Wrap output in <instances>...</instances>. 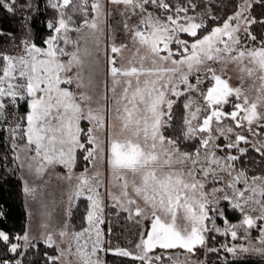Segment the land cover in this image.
Here are the masks:
<instances>
[{"label":"snow or ice","instance_id":"obj_1","mask_svg":"<svg viewBox=\"0 0 264 264\" xmlns=\"http://www.w3.org/2000/svg\"><path fill=\"white\" fill-rule=\"evenodd\" d=\"M46 4L38 44L40 0H0L20 31L0 27V192L15 178L26 206L8 229L0 196V264L264 262V0Z\"/></svg>","mask_w":264,"mask_h":264},{"label":"trees","instance_id":"obj_2","mask_svg":"<svg viewBox=\"0 0 264 264\" xmlns=\"http://www.w3.org/2000/svg\"><path fill=\"white\" fill-rule=\"evenodd\" d=\"M32 16L34 20H31L32 24V36L38 44L42 43L43 39L47 37L49 30L46 28L47 18L53 17V10L48 8L46 0H40L39 11L33 10ZM19 19V14L16 18L9 17L2 9H0V27L5 30H14L17 31V35H20L19 25L17 20ZM72 36L75 33H71ZM0 46L4 47L5 50H10L8 45L0 42ZM75 170H82L81 166H77ZM3 200L11 207V216L7 220L6 227L14 231H18L22 225L25 224L24 212L26 211V206L23 204V199L20 194V188L17 184V180L14 178L10 184L4 185L3 191L0 192ZM81 213L76 212L72 219L74 225L80 226ZM115 220V217H113ZM235 221V217H233ZM116 239L113 243H118L121 246L127 247L128 241L135 239V229L130 223H125L123 218L116 222ZM222 241H226L228 237H220ZM38 259V258H37ZM107 259L111 261L113 258L108 256ZM229 260H232V257L229 256ZM126 264H133V262L127 261ZM234 264H264L258 256H246L245 258L235 261Z\"/></svg>","mask_w":264,"mask_h":264},{"label":"rangeland","instance_id":"obj_3","mask_svg":"<svg viewBox=\"0 0 264 264\" xmlns=\"http://www.w3.org/2000/svg\"><path fill=\"white\" fill-rule=\"evenodd\" d=\"M54 15H55V13L53 12V16ZM51 18H47L46 21H48ZM117 20H118V17L115 16V15H113V16L109 17L105 21V24H104L105 37L102 38L101 52H100V64H99V70H100V75H101V80L102 81L105 79L104 73H105V69H106V55H105V51H104L105 46L108 43L106 37H107V35H108L109 31H110V26L115 25L117 23ZM48 35H49V33H48ZM70 35H71V33H70ZM75 35L74 36L71 35V36L73 38H75ZM116 41H117V43L127 42V38L123 34L117 33V35H116ZM130 49H131V45L129 44V48L128 49H125L124 52H123V55L126 58L127 57H131L133 55V51L130 50ZM68 50L70 51L71 48H69ZM229 75L231 76V83L233 85H239V83H240L239 75L240 74H239L238 70L233 69V68H230L229 69ZM107 80H108V85H109V88H110L111 87L110 77H108ZM246 84L250 85V84H252V81L251 80H247L246 81ZM120 91H121V89L120 88H117V95H119ZM252 94L253 95L255 94L254 90H253V93ZM111 95H112V93L109 91L108 92V96L111 97ZM57 171L58 172H63V169L62 168H57ZM75 171L77 173H79L81 170H75ZM104 179H105V184L108 185L109 180H110V176H108L106 174ZM52 185L54 186V188L52 190L55 191V194H56V197H57V202H59V199H60V189H61L62 186L56 180H53L52 181ZM113 190L115 191V189H113ZM59 211H60V209H59V207H57V209H56V215H57V217L59 215ZM36 223H39V218H37ZM72 224L74 225V223H72ZM102 227H104V226H102ZM76 229L79 230V226H77ZM225 242H231L230 241V237H228V239ZM232 243H244V242L243 241H238V242H232Z\"/></svg>","mask_w":264,"mask_h":264}]
</instances>
